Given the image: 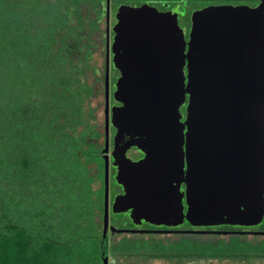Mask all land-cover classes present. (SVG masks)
<instances>
[{
	"label": "water",
	"instance_id": "water-1",
	"mask_svg": "<svg viewBox=\"0 0 264 264\" xmlns=\"http://www.w3.org/2000/svg\"><path fill=\"white\" fill-rule=\"evenodd\" d=\"M117 18L112 51L122 76L113 98L121 106L112 107L111 123L115 138L123 131L135 136L113 153L122 197L166 209L162 203L170 185L182 180L185 151L188 220L259 225L264 216V17L245 7L207 8L193 15L187 42L174 18L149 7H122ZM137 64L149 68L137 70ZM130 145L145 157L128 160L124 150ZM106 227L105 213L103 236Z\"/></svg>",
	"mask_w": 264,
	"mask_h": 264
},
{
	"label": "trees",
	"instance_id": "trees-1",
	"mask_svg": "<svg viewBox=\"0 0 264 264\" xmlns=\"http://www.w3.org/2000/svg\"><path fill=\"white\" fill-rule=\"evenodd\" d=\"M100 1L0 0V264H102ZM203 255L251 264L264 242Z\"/></svg>",
	"mask_w": 264,
	"mask_h": 264
},
{
	"label": "flooded vegetation",
	"instance_id": "flooded-vegetation-1",
	"mask_svg": "<svg viewBox=\"0 0 264 264\" xmlns=\"http://www.w3.org/2000/svg\"><path fill=\"white\" fill-rule=\"evenodd\" d=\"M149 7L160 14H167L175 19L178 30L182 32L185 42L193 26V15L212 7H245L254 9L264 17V0H101L103 10L99 28L104 33L103 42L97 47L101 62L97 67L100 79L108 78V96L105 98L103 87V121L102 136L99 138V163L96 168L101 174L98 189L102 188L101 206L98 223L100 224L101 251L100 258L107 257V264H203L204 261L215 260L214 257H204L208 246L216 245L219 240L229 241L233 236H264V216L259 225H207L193 224L186 216L187 212V158L183 153V175L179 183L170 185L171 194L162 204L167 205L163 211L149 208L148 202L139 199L122 197L124 187L116 180L118 167L114 165L113 153L120 152L123 146L135 136L127 131L119 132L111 123V109L121 106L113 98L115 83L122 76L119 68L113 62L112 43L114 26L118 22L117 14L122 7ZM96 49V50H97ZM95 50V52H97ZM187 46H185V52ZM94 52V53H95ZM93 53V54H94ZM137 70L149 68L148 65H135ZM161 70V67H157ZM158 70V74H162ZM183 75L187 74V60L182 66ZM135 73H139L138 71ZM141 74V73H140ZM138 76V75H134ZM179 107L181 121L185 119V106ZM107 122V127L105 123ZM183 149H186L185 142ZM125 157L131 162H138L145 157V152L135 145L124 150ZM101 162V163H100ZM106 171V177H105ZM106 178V187H105ZM106 188V192H105ZM106 195V197H105ZM117 202L115 201L116 198ZM106 198V199H105ZM157 204V203H156ZM161 204V205H162ZM107 215V227L103 236L104 214ZM213 235L217 238L211 242L204 241L203 236ZM202 236V238H201ZM218 240V241H217ZM248 241V240H247ZM261 242V241H260ZM252 243V242H251Z\"/></svg>",
	"mask_w": 264,
	"mask_h": 264
},
{
	"label": "rangeland",
	"instance_id": "rangeland-1",
	"mask_svg": "<svg viewBox=\"0 0 264 264\" xmlns=\"http://www.w3.org/2000/svg\"><path fill=\"white\" fill-rule=\"evenodd\" d=\"M97 52H95L93 54V62L94 64L99 67L100 62H101V58H100V53L98 51V49L96 50ZM97 87L101 88L100 85H96ZM103 96L102 93H98L94 96V98L92 99V106H95L96 111H95V124L98 126L99 129H101V124L103 121ZM264 224V221H263ZM202 238V236H201ZM217 237L213 236V235H206L203 236L204 241L211 242L213 240H215ZM229 238H233V237H229ZM237 239H244V240H248L249 242L255 243L258 241H263L264 242V236H260V237H252V236H236ZM223 239H227V237H224ZM220 240V239H218ZM217 240V241H218ZM203 264H247V263H243V262H238V261H233V260H221V261H215V260H211V261H204ZM251 264H264V259H256L254 260Z\"/></svg>",
	"mask_w": 264,
	"mask_h": 264
}]
</instances>
